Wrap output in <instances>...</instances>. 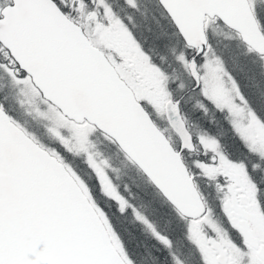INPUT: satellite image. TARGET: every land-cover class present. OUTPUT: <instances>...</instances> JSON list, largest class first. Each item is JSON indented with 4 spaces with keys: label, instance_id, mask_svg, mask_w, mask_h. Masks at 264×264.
<instances>
[{
    "label": "snow or ice",
    "instance_id": "obj_1",
    "mask_svg": "<svg viewBox=\"0 0 264 264\" xmlns=\"http://www.w3.org/2000/svg\"><path fill=\"white\" fill-rule=\"evenodd\" d=\"M0 264H264V0H0Z\"/></svg>",
    "mask_w": 264,
    "mask_h": 264
},
{
    "label": "rangeland",
    "instance_id": "obj_2",
    "mask_svg": "<svg viewBox=\"0 0 264 264\" xmlns=\"http://www.w3.org/2000/svg\"><path fill=\"white\" fill-rule=\"evenodd\" d=\"M240 79L242 86H246L243 76H241ZM117 163H119V161H117ZM125 179L128 180L129 183L135 181V183L140 186L139 189H133L139 193L140 199L137 203L149 204L150 206L147 208L148 214L152 219L157 221L162 228L165 227L164 221L168 209L161 204L160 198L156 195V190L148 183L142 174L138 173L136 169L131 166H129L127 170ZM134 226L131 223H122V228L127 229V232H124L125 244L130 252L134 254H143L146 248L151 249V240L143 233L139 224H136V227H138L141 232ZM152 242L155 244V241L152 240ZM151 250L154 251V249Z\"/></svg>",
    "mask_w": 264,
    "mask_h": 264
},
{
    "label": "trees",
    "instance_id": "obj_3",
    "mask_svg": "<svg viewBox=\"0 0 264 264\" xmlns=\"http://www.w3.org/2000/svg\"><path fill=\"white\" fill-rule=\"evenodd\" d=\"M142 176H144V175H142ZM144 178L147 180V178L144 176ZM149 183V182H148ZM150 184V183H149ZM151 185V184H150ZM152 186V185H151ZM153 187V186H152ZM154 188V187H153ZM155 189V188H154ZM156 190V189H155ZM135 225V226H134ZM133 226L137 229V230H139V228L138 227H136V224H133ZM140 231V230H139ZM141 232V231H140ZM149 238V237H148ZM150 239V238H149ZM151 240V239H150ZM151 244L153 245L154 243L152 242V240H151ZM150 244V245H151Z\"/></svg>",
    "mask_w": 264,
    "mask_h": 264
},
{
    "label": "water",
    "instance_id": "obj_4",
    "mask_svg": "<svg viewBox=\"0 0 264 264\" xmlns=\"http://www.w3.org/2000/svg\"><path fill=\"white\" fill-rule=\"evenodd\" d=\"M146 177V176H145ZM147 178V177H146ZM154 187V186H153ZM155 188V187H154Z\"/></svg>",
    "mask_w": 264,
    "mask_h": 264
}]
</instances>
